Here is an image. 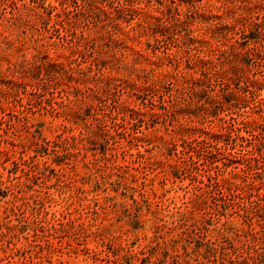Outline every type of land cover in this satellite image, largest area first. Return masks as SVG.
<instances>
[{"label": "rangeland", "instance_id": "rangeland-1", "mask_svg": "<svg viewBox=\"0 0 264 264\" xmlns=\"http://www.w3.org/2000/svg\"><path fill=\"white\" fill-rule=\"evenodd\" d=\"M264 264V0H0V264Z\"/></svg>", "mask_w": 264, "mask_h": 264}, {"label": "trees", "instance_id": "trees-1", "mask_svg": "<svg viewBox=\"0 0 264 264\" xmlns=\"http://www.w3.org/2000/svg\"><path fill=\"white\" fill-rule=\"evenodd\" d=\"M222 264H226V263H222Z\"/></svg>", "mask_w": 264, "mask_h": 264}]
</instances>
